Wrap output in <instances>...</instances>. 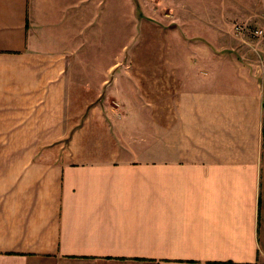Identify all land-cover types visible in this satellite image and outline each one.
Here are the masks:
<instances>
[{
    "label": "crops",
    "instance_id": "crops-1",
    "mask_svg": "<svg viewBox=\"0 0 264 264\" xmlns=\"http://www.w3.org/2000/svg\"><path fill=\"white\" fill-rule=\"evenodd\" d=\"M109 1L0 0V264H264V59L97 124Z\"/></svg>",
    "mask_w": 264,
    "mask_h": 264
},
{
    "label": "rangeland",
    "instance_id": "rangeland-1",
    "mask_svg": "<svg viewBox=\"0 0 264 264\" xmlns=\"http://www.w3.org/2000/svg\"><path fill=\"white\" fill-rule=\"evenodd\" d=\"M121 4L122 0L114 5L109 1L107 32L92 46L76 50L77 57L84 51L80 58L88 65H75V82L69 87L92 91L78 100L89 99L82 108L86 114L90 105L100 106L97 124L110 112L120 117L122 106L167 104L168 94L174 106L178 83L182 88L197 84L185 82V76H198L201 89H217L220 81L242 78L227 76L229 71L233 75L246 63L264 59V12L255 6L249 9L236 0H123L122 9ZM232 24L242 26V33L234 34ZM254 29L261 33L255 35ZM168 84L173 87L167 89ZM117 85L124 93L107 95ZM66 148L62 143L61 154Z\"/></svg>",
    "mask_w": 264,
    "mask_h": 264
},
{
    "label": "built area",
    "instance_id": "built-area-1",
    "mask_svg": "<svg viewBox=\"0 0 264 264\" xmlns=\"http://www.w3.org/2000/svg\"><path fill=\"white\" fill-rule=\"evenodd\" d=\"M231 29L234 34H240L243 31V27L239 26L238 24H232ZM253 31L255 35H259L261 33L259 29H254Z\"/></svg>",
    "mask_w": 264,
    "mask_h": 264
}]
</instances>
